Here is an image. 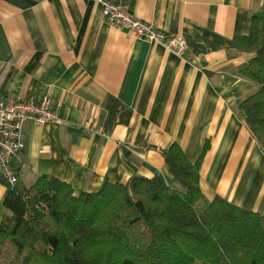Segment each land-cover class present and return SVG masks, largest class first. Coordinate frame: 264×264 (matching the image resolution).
<instances>
[{
	"label": "crops",
	"instance_id": "crops-1",
	"mask_svg": "<svg viewBox=\"0 0 264 264\" xmlns=\"http://www.w3.org/2000/svg\"><path fill=\"white\" fill-rule=\"evenodd\" d=\"M114 1L182 36L184 54L109 26L95 0H0V98L60 103L59 122H25L15 187L43 175L76 193L134 175L171 182L163 151L177 143L195 162L208 142L204 197L264 215V152L238 107L257 88L239 72L253 54L235 45L252 17L264 16V0ZM109 96L131 112L112 130ZM10 188L0 173V223Z\"/></svg>",
	"mask_w": 264,
	"mask_h": 264
},
{
	"label": "trees",
	"instance_id": "trees-1",
	"mask_svg": "<svg viewBox=\"0 0 264 264\" xmlns=\"http://www.w3.org/2000/svg\"><path fill=\"white\" fill-rule=\"evenodd\" d=\"M235 45L253 54L239 72L257 88L238 107L264 152V16L254 15ZM104 107L109 130L129 121L130 110L114 97ZM208 149L206 142L195 162L177 143L164 150L171 182L134 175L76 193L43 175L11 187L3 199L0 264H264V215L218 194L207 200L200 189Z\"/></svg>",
	"mask_w": 264,
	"mask_h": 264
},
{
	"label": "built area",
	"instance_id": "built-area-1",
	"mask_svg": "<svg viewBox=\"0 0 264 264\" xmlns=\"http://www.w3.org/2000/svg\"><path fill=\"white\" fill-rule=\"evenodd\" d=\"M102 8L105 22L128 36L148 42L163 44L182 56L188 45L180 35H168L151 23L132 15L127 8L114 0H95ZM60 103L52 104L44 98H0V173L11 187L18 182V175L12 166V159L24 148V125L31 120L36 124L60 121Z\"/></svg>",
	"mask_w": 264,
	"mask_h": 264
}]
</instances>
